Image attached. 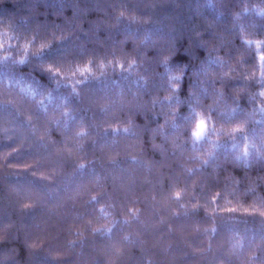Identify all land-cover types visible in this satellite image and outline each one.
<instances>
[{
	"label": "clouds",
	"instance_id": "clouds-1",
	"mask_svg": "<svg viewBox=\"0 0 264 264\" xmlns=\"http://www.w3.org/2000/svg\"><path fill=\"white\" fill-rule=\"evenodd\" d=\"M262 10L264 0H218L211 15L202 0H71L0 20V264H130L134 240L155 248L148 228L175 232L201 212L209 222L187 231L203 234L197 264H264V215L246 214L250 235L217 239L208 210L264 207V48L245 39L264 41ZM85 64L95 71L74 84L66 73ZM93 161L105 175L61 194ZM102 196L98 212L69 216ZM98 237L86 259L85 241ZM161 259L150 251L146 264Z\"/></svg>",
	"mask_w": 264,
	"mask_h": 264
},
{
	"label": "trees",
	"instance_id": "trees-1",
	"mask_svg": "<svg viewBox=\"0 0 264 264\" xmlns=\"http://www.w3.org/2000/svg\"><path fill=\"white\" fill-rule=\"evenodd\" d=\"M44 3H48L55 7L56 10L64 11L65 6L71 3V0H0V20H15L24 23L26 18L31 15L33 6ZM90 3L94 5H103L104 0H90ZM205 10L209 15L214 14L218 10V0H202ZM171 11V7L167 8ZM3 70L0 69V72ZM20 86L29 88L28 84L24 81L20 82ZM54 101V98H52ZM54 135H58L55 131ZM109 136L112 133H108ZM90 152L93 150L89 145ZM23 167V165H20ZM73 165L69 161L66 164V171L71 172ZM39 175H47V172L41 171ZM27 175V174H25ZM97 175L104 176L102 165L98 161H93L91 164L86 165L82 170L76 171L71 175L64 178L63 184L60 187V193L74 192L78 186L94 179ZM55 195V194H54ZM105 197H100L98 201L92 202L90 205L80 207L70 205L67 208L69 216L76 213L87 214L88 209L99 210V203L103 202ZM215 206V205H214ZM229 217H235L230 219ZM158 219V217L156 218ZM193 221H200L208 223L204 214L198 213L190 219L184 217L178 218L174 221L177 224V231L168 232L167 223L160 225L159 227H150L146 230L149 245H155V248H148L139 239L133 241L134 254L130 264H146V256L150 251H155L159 257H161V264H197L199 259L198 254L193 251V246L197 245L200 240L203 239V234H196L189 236L187 231L190 230ZM247 221V222H246ZM254 223V218L242 213H217L216 216V238L227 239L230 235L237 233L251 234L250 225ZM185 225L184 230H180V225ZM214 228L215 225L213 224ZM121 233V227L118 223L116 228L113 229L111 235L118 236ZM101 238H97L94 242L92 240L85 241L83 245V253L86 259H90L96 254L95 248L99 244ZM104 240L108 239V235L103 237ZM146 249L144 252L141 249Z\"/></svg>",
	"mask_w": 264,
	"mask_h": 264
},
{
	"label": "snow or ice",
	"instance_id": "snow-or-ice-1",
	"mask_svg": "<svg viewBox=\"0 0 264 264\" xmlns=\"http://www.w3.org/2000/svg\"><path fill=\"white\" fill-rule=\"evenodd\" d=\"M264 11V10H262ZM246 42L249 46L254 47L257 50H260L262 48H264V41L256 39H248L245 38ZM5 41V34L4 33H0V47L3 46V43ZM259 59L261 62V67H260V75L261 77H264V51H260V55H259ZM134 63V62H133ZM107 66L104 65L103 63H101L100 68L101 69H105ZM120 67H123V64L120 65ZM132 65L129 64V68H131ZM95 70L93 69V67L90 64H85L83 66H77L74 70H71L69 72L66 73V75L74 78V84L80 82L78 77H84L87 78V76L90 73H93ZM25 92L29 95H34L33 90L29 87L24 89ZM262 95H264V92L261 93ZM208 124H207V120L204 117H201L200 120L198 121L195 131H194V135L199 138L200 136H202L205 131L207 130ZM239 126H237L238 128ZM237 128L232 129V131H236ZM13 167H20V165H12ZM29 165L24 164L23 168H27ZM174 197L176 199H181L182 198V191L181 190H177L173 193ZM213 202H215L217 200V197H213L212 198ZM215 206L210 207L208 210L212 215H216L217 213H242V214H256L259 213L260 215H264V207H260L258 205H243V204H235L230 200H225L223 202V204H219V203H215ZM193 207H196L195 205H193ZM130 212L132 214V217H135L137 215V211L135 209H130ZM105 215H107V213H105ZM214 230V229H213ZM240 246V242L239 240L234 241L233 247L234 248H238Z\"/></svg>",
	"mask_w": 264,
	"mask_h": 264
}]
</instances>
